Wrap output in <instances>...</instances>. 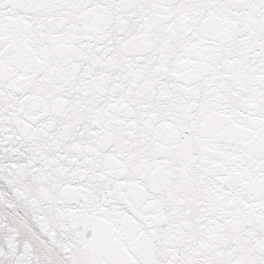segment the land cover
<instances>
[{"label":"snow or ice","instance_id":"snow-or-ice-1","mask_svg":"<svg viewBox=\"0 0 264 264\" xmlns=\"http://www.w3.org/2000/svg\"><path fill=\"white\" fill-rule=\"evenodd\" d=\"M0 264H264V0H0Z\"/></svg>","mask_w":264,"mask_h":264}]
</instances>
